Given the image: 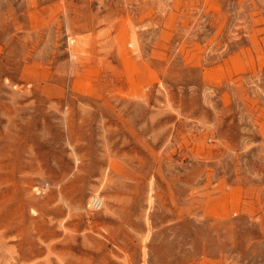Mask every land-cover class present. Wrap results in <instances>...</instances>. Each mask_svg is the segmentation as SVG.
I'll return each instance as SVG.
<instances>
[{
  "label": "rangeland",
  "instance_id": "1",
  "mask_svg": "<svg viewBox=\"0 0 264 264\" xmlns=\"http://www.w3.org/2000/svg\"><path fill=\"white\" fill-rule=\"evenodd\" d=\"M0 264H264V0H0Z\"/></svg>",
  "mask_w": 264,
  "mask_h": 264
},
{
  "label": "built area",
  "instance_id": "2",
  "mask_svg": "<svg viewBox=\"0 0 264 264\" xmlns=\"http://www.w3.org/2000/svg\"><path fill=\"white\" fill-rule=\"evenodd\" d=\"M90 207L92 208V209H99L100 207H101V205H102V201L100 200V198L99 197H93L92 199H91V201H90Z\"/></svg>",
  "mask_w": 264,
  "mask_h": 264
},
{
  "label": "bare ground",
  "instance_id": "3",
  "mask_svg": "<svg viewBox=\"0 0 264 264\" xmlns=\"http://www.w3.org/2000/svg\"><path fill=\"white\" fill-rule=\"evenodd\" d=\"M97 197V196H96ZM101 200V199H100ZM102 201V200H101Z\"/></svg>",
  "mask_w": 264,
  "mask_h": 264
}]
</instances>
